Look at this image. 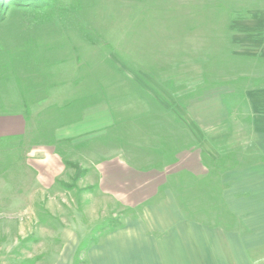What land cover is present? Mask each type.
<instances>
[{
	"label": "rangeland",
	"instance_id": "obj_1",
	"mask_svg": "<svg viewBox=\"0 0 264 264\" xmlns=\"http://www.w3.org/2000/svg\"><path fill=\"white\" fill-rule=\"evenodd\" d=\"M262 19L264 0L9 6L0 264H92L111 233L170 196L216 224V88L241 119L240 93L264 67L245 29ZM182 155H200L202 172L183 169Z\"/></svg>",
	"mask_w": 264,
	"mask_h": 264
},
{
	"label": "crops",
	"instance_id": "obj_2",
	"mask_svg": "<svg viewBox=\"0 0 264 264\" xmlns=\"http://www.w3.org/2000/svg\"><path fill=\"white\" fill-rule=\"evenodd\" d=\"M245 32L246 44L259 48L249 58L263 67L264 19L247 25ZM262 69V82L240 93L241 119H232L226 91L216 88V224L189 217L186 205L171 196L160 199L138 221L95 247L92 264H264ZM180 159L192 165L183 169L202 172L200 155Z\"/></svg>",
	"mask_w": 264,
	"mask_h": 264
},
{
	"label": "trees",
	"instance_id": "obj_3",
	"mask_svg": "<svg viewBox=\"0 0 264 264\" xmlns=\"http://www.w3.org/2000/svg\"><path fill=\"white\" fill-rule=\"evenodd\" d=\"M52 0H0V16H4L9 6L26 7L32 13H43L51 6Z\"/></svg>",
	"mask_w": 264,
	"mask_h": 264
}]
</instances>
